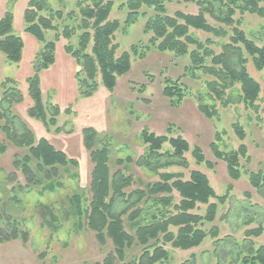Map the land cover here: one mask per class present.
<instances>
[{
  "label": "rangeland",
  "instance_id": "obj_1",
  "mask_svg": "<svg viewBox=\"0 0 264 264\" xmlns=\"http://www.w3.org/2000/svg\"><path fill=\"white\" fill-rule=\"evenodd\" d=\"M77 1L46 0L51 10L62 12L61 19H54L59 32L64 25L75 26L80 19ZM126 1L112 0L109 18L120 22L114 42L118 45L117 54L129 51L131 46H135L138 53L131 54L129 71L116 78L113 89L104 87L98 76L96 89L88 92L78 86L76 73L81 77L80 64L64 49L67 44L76 47L80 32L68 40L62 37L56 40L53 62L39 68L40 60L36 59V55L43 49L44 43L25 31L23 13L28 0H0V16L5 11L11 12L13 32L23 43L19 62H8L0 52V98L3 93L1 84L6 79H11L22 93L17 103H11V106L4 103V107L32 130L35 140L46 139L64 152L68 159L75 161L38 169L36 160L27 155L26 148L12 145L0 132V236L4 238L0 241V264H93L101 262L106 256L110 257L112 264H119L111 254L109 240L98 241L84 218H77L74 212L72 197L78 196L82 206H86L90 198L93 162L83 140L85 127L104 134L102 143L108 147L110 173L118 171L124 177H131L130 184L124 185L120 191L123 196H117L115 212L129 209L135 199L132 192L145 189L147 183L157 181L159 173L165 171L182 174V178L187 179L191 170H198L205 174L217 195L226 194L225 202L217 206L215 219L202 225L205 231L215 226L219 242L216 244V239L206 236L200 245L186 250L166 244L164 248L168 256L156 264H228L232 257L241 255L249 246L254 249L264 246V184L261 194L250 185L248 175L258 171L264 175V69L257 70L242 51L247 58L245 66L248 73L260 85L256 109L248 108L238 100L239 84L226 89L221 100H212L206 88V82L212 77L200 70L190 69L188 55L175 56L172 52L148 45L152 33H144L143 27L154 15L151 7L142 6L136 21L124 27L127 8L121 7V4ZM163 3L168 15L176 11L191 14L198 11L193 2L163 0ZM48 13L41 12L43 15ZM233 18L239 20L237 26L247 38L258 46L264 45V16L236 10ZM206 19L214 26H223L227 35L215 37L195 29H189V32L201 42L211 40L208 47L217 54L222 44L228 42L234 25L225 26L209 15ZM51 40L54 41V32L46 31L45 41ZM35 73L47 116L51 113L50 104L58 107L54 126L45 127L42 121L28 115L27 109L32 100L26 79ZM165 78L179 79L184 93L180 102L176 101V97L169 98L163 94ZM198 96L202 102L215 107L217 117L208 118L199 111ZM226 99L231 103L224 106ZM19 119L14 120V129L18 134L22 132ZM236 122L245 132L243 140L234 132L233 124ZM143 128L155 135L184 138L190 146L183 155L187 167L177 164L161 166L166 161L171 162V158L165 155L153 159L156 170H149L144 163L140 164L147 152V145L140 135ZM216 132L219 137L214 141ZM212 141L223 152L235 151L240 144L245 145L248 160L238 156L237 166L242 172L239 179L231 178L226 162L214 156L210 148ZM194 147H198L203 154L204 161L201 163H197L191 153ZM171 152L169 144L164 143L160 153ZM120 174L115 178L116 182ZM172 200L175 203L179 200L176 191L172 192ZM198 206L194 212L203 215L206 206ZM258 225L262 226L259 236L245 237L247 229ZM14 226L26 231V242L21 237H14ZM126 230L131 231L129 224ZM171 230L175 231L174 228ZM137 253L139 250L134 249L129 256ZM129 256L126 261L130 260Z\"/></svg>",
  "mask_w": 264,
  "mask_h": 264
},
{
  "label": "trees",
  "instance_id": "obj_2",
  "mask_svg": "<svg viewBox=\"0 0 264 264\" xmlns=\"http://www.w3.org/2000/svg\"><path fill=\"white\" fill-rule=\"evenodd\" d=\"M88 1L91 3H87ZM183 1L195 3L198 6L197 13L176 11L173 15H168L163 0H127L121 4V7L127 8L123 25L126 28L133 24L140 15L142 6L151 7L154 15L143 27L144 33H152L148 45L160 51L172 52L175 56L188 55L190 69L200 70L212 77L206 82L208 95L212 100H221L226 89L239 84L238 100L248 108L256 109L260 85L248 73L245 66L247 58L242 55V51L250 58L253 66L261 70L264 69V45L258 46L247 38L243 30L237 26L239 20L235 21L233 15L236 10H239L264 16V3H262L264 0ZM83 2L87 4L83 5ZM76 4L79 7L80 19L75 26L64 25L59 32L54 19H61L62 12L51 10L46 0H28L23 13L25 31L44 43L43 49L36 55V59L40 60L38 66L45 68L53 62L56 40L60 37L68 40L79 31L76 47L71 44L64 45L65 51L72 55L81 66V77L79 73H76L78 86L84 91H93L98 85L96 79L99 76L104 87L111 90L116 78L129 71L131 54L137 55L138 52L135 46H131L129 51L117 54L118 45L114 42V34L120 27V22L109 18L112 0H79ZM43 11L49 13L43 15L41 14ZM206 15L225 26L234 25L231 27L228 42L222 44L221 51L217 54L208 47L212 43L211 40L206 39L201 42L189 32V29H195L211 33L215 37L227 35L223 26L208 23ZM12 22L11 12L5 11L0 16V52L4 54L8 62H19L23 43L21 38L14 34ZM46 31L54 32V41H45ZM26 84L32 100V105L27 109L28 115L42 121L45 127L54 126L59 113L58 107L50 104L51 113L47 116L37 73L28 77ZM179 84V79L165 78L163 94L169 98L176 97V101L180 102L184 93ZM1 86L3 93L0 98V132L4 138L18 148H26L27 155L36 160L38 169L39 167L48 168L54 164L74 163L72 158L68 159L64 152L53 147L46 139L35 140L32 130L16 114L8 112L4 103L8 104L7 106L17 103L22 93L11 79L3 81ZM197 100L198 109L202 114L208 118L218 116L213 105L202 102L200 96ZM227 103L230 104L231 101L228 99L223 101L224 106H227ZM17 118L22 128L20 134L14 129V120ZM233 129L240 140L245 138V132L239 123L233 124ZM83 134L84 144L90 150V158L93 162L89 184L90 198L87 205L82 206L78 196L72 197L74 212L77 218L81 216L84 218L87 227L94 232L98 241L105 238L109 240L112 247L111 254H114L119 264H156L167 258L168 254L164 248L166 244H170L172 248L186 250L200 245L206 236L217 238L218 229L215 226L205 231L202 225L204 222L209 223L215 219L218 204H223L227 196L226 194L217 195L204 173L191 170L188 178L183 179L182 174L160 172L157 181L147 183L145 189L132 192L135 199L129 209L115 212L117 196H123L120 191L124 185L130 184L131 177H124L118 171L114 174L110 173L108 147L102 143L104 134L98 133L92 127L83 128ZM140 135L147 145L146 156L141 158L140 164L144 163L149 170H156L152 164L153 159L165 155L171 158V162L166 161L161 166L177 164L183 168L187 167V161L183 155L189 151L190 146L184 138L155 135L147 128H143ZM218 137L219 133L216 132L214 141ZM214 141L210 143L214 156L226 162L231 178L239 179L242 172L237 166L238 156L248 160L245 145L240 144L235 151L223 152ZM164 143H168L172 148L171 153H160ZM1 149H3L2 146ZM191 153L197 163L204 161L198 147H194ZM118 174H120L119 181L116 182L115 178ZM248 175L250 185L262 194L264 175L260 171L250 172ZM173 191H176L179 196L176 203L172 200ZM211 199L214 201L211 202ZM198 205L206 206L203 215L194 212L198 209ZM127 224L131 231L126 230ZM13 232L14 237L18 236L24 242L27 241L26 231L14 226ZM261 232L262 226L258 225L256 228L247 229L244 235L247 238L257 237ZM3 240L4 238L0 236V241ZM218 242L216 239L215 243ZM134 249H138L139 253L129 256ZM128 256L130 260L126 261ZM231 260L228 264H264V246L261 245L255 249L249 246L244 253L237 255L236 258L232 257ZM93 264H112V262L110 257L106 256L101 262Z\"/></svg>",
  "mask_w": 264,
  "mask_h": 264
}]
</instances>
